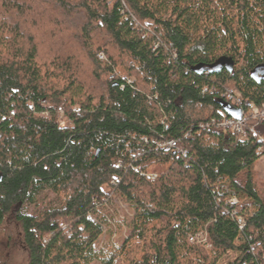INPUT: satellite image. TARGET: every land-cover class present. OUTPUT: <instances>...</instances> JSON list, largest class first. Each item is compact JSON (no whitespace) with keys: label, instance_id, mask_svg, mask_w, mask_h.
Wrapping results in <instances>:
<instances>
[{"label":"trees","instance_id":"16d2710c","mask_svg":"<svg viewBox=\"0 0 264 264\" xmlns=\"http://www.w3.org/2000/svg\"><path fill=\"white\" fill-rule=\"evenodd\" d=\"M229 89L264 103V0H0V230L25 264H264V119L206 126Z\"/></svg>","mask_w":264,"mask_h":264},{"label":"rangeland","instance_id":"374dc122","mask_svg":"<svg viewBox=\"0 0 264 264\" xmlns=\"http://www.w3.org/2000/svg\"><path fill=\"white\" fill-rule=\"evenodd\" d=\"M61 120H65L67 122V125L71 126V123L68 120L63 118ZM256 169L259 172V183L262 189H264V157L259 159V161L256 164ZM103 189L106 191V193H109L111 191V189L107 186H105ZM111 206H112L111 208L112 213L110 212L111 213L110 215H112L113 218H110L108 216L109 218L107 220L111 221V223L108 221V225L107 227H105L101 242L103 244L105 242L110 241L112 245H114L117 248H120L122 239L126 238L128 235V229L124 221L130 219L132 217V214L129 212L127 207L120 201L118 197L117 198L115 197V199L112 200ZM9 227L10 230L7 229L0 230V250H2V248L8 247L10 241L8 236L11 235L12 236L11 239H13L11 244L14 247L11 258L13 262H15V264H25L27 253L21 245V240L19 239L20 234L18 231L16 232L14 231L12 225H10ZM200 233L202 237L200 239L201 241L194 243L189 240L190 243L196 246H205L208 249H211V245L209 244L208 238L206 237V233H204V231ZM241 244H242L241 239L236 241L237 246ZM238 256H239L238 252L236 251L230 252L225 256H223L217 264H229L230 262H233Z\"/></svg>","mask_w":264,"mask_h":264},{"label":"built area","instance_id":"2783aa9c","mask_svg":"<svg viewBox=\"0 0 264 264\" xmlns=\"http://www.w3.org/2000/svg\"><path fill=\"white\" fill-rule=\"evenodd\" d=\"M128 83H132L133 80L128 79ZM206 91V90H205ZM214 92H211V94ZM217 98L223 99L234 109L241 110V118L235 119L230 117L223 109L219 111V116L213 118L210 122L206 123L207 127H215L217 129L229 130L234 133L240 140L246 141L251 135L257 136L256 126L264 119V103L259 105L254 101L246 102L243 95L233 89H229L221 92L220 95H216ZM59 112L63 113V107L59 108ZM61 126H68L65 120H61ZM260 142L263 144L258 150V156L260 158L264 157V138L259 136ZM177 143L175 141L161 142L159 144L162 148H176ZM151 178L156 179L157 175H150ZM236 203V200H233ZM243 226V225H242ZM207 237V235H206ZM201 233H197L190 237L191 242L201 241ZM203 240V239H202Z\"/></svg>","mask_w":264,"mask_h":264},{"label":"water","instance_id":"95a60500","mask_svg":"<svg viewBox=\"0 0 264 264\" xmlns=\"http://www.w3.org/2000/svg\"><path fill=\"white\" fill-rule=\"evenodd\" d=\"M221 63H225V59L220 60ZM230 68H232V64L230 63ZM195 72H200V68L196 67L194 68ZM215 103L220 106L230 117L235 118V119H240L241 118V110L239 109H234L231 107L227 102H225L221 98H216Z\"/></svg>","mask_w":264,"mask_h":264}]
</instances>
